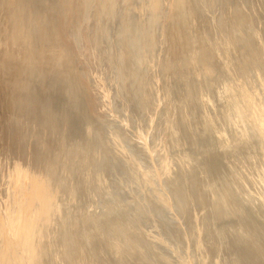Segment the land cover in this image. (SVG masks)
Instances as JSON below:
<instances>
[{"label": "rangeland", "instance_id": "374dc122", "mask_svg": "<svg viewBox=\"0 0 264 264\" xmlns=\"http://www.w3.org/2000/svg\"><path fill=\"white\" fill-rule=\"evenodd\" d=\"M189 1L187 16L160 0L155 21L147 0H89L63 51L88 113L51 125L0 84V264H264V0ZM46 165L71 195L53 214L29 198L15 233L9 190Z\"/></svg>", "mask_w": 264, "mask_h": 264}, {"label": "bare ground", "instance_id": "6f19581e", "mask_svg": "<svg viewBox=\"0 0 264 264\" xmlns=\"http://www.w3.org/2000/svg\"><path fill=\"white\" fill-rule=\"evenodd\" d=\"M57 1L58 21L56 23L54 14L51 11L50 0H0V84L3 86V84L7 82L11 91H7L5 95L8 96L7 100L12 99V105L15 104V107L17 108H29L32 113H35L36 116H39L40 119L44 122L50 123L51 125L53 124L55 116H57L61 121H67L69 116L68 111H70V113H74L72 117L69 116L68 120L73 119L75 115H79L80 110L88 113L85 94L79 91L70 76H68L70 69L65 67L63 51L67 48L68 41L66 38L69 39V35L71 36L72 30L73 35L75 36V29H77V25L74 27V24L77 22L78 16L84 12L89 0ZM147 1L149 3V9L154 16L153 19L156 21L160 12V0ZM137 2L138 0H102L104 6L103 9L105 11H112L117 6L120 13H126L128 7ZM173 6L176 13L184 12L187 16L192 15V11H189V0H174ZM197 18H195L196 21ZM198 31L201 32L200 30ZM199 36L201 35L199 34ZM203 39L204 38L202 37L201 41ZM37 93H41V97H38ZM91 119L93 121L95 120L92 116ZM83 121H85L84 114L73 121L71 124V130L73 133L77 131L78 125ZM136 138L139 142H141L140 145L142 148H149V143L147 141L150 138L149 136ZM40 160L41 157L39 161ZM45 167V170H40L39 172L36 171L38 174L34 171L33 173L30 172V174L25 175L27 188H30L32 196L29 190L25 193V186H23V182H18L19 179H22V174L15 178V184H13L15 188H13V190H9L15 200L18 201L19 206H21L18 212V222H15L14 217L13 220L9 222V224H11V228H13V232L15 233L21 232V226H19V223L21 224V222H23V224H25V221H23L24 216L29 218V214H33L31 222L34 220L35 210H33L31 202H34L38 210L45 211L49 208V206L51 207L57 204L59 200L63 201V199H66L67 196L71 195V190L69 188L70 185H68L67 181L65 183L62 181L64 167L61 166L59 168H55L54 170L48 165ZM17 172H19L18 169ZM36 175H38L37 179H35ZM29 180H31V182H29ZM88 182L89 180L83 177V184H85L86 187L82 188L79 183V179L77 185L78 188L80 187L83 195L86 194L90 197V199H92L94 197L93 191H91ZM9 188H11V186H9ZM25 197L27 198L26 202L22 201ZM29 198H31V202H29ZM72 198L73 196L71 199ZM25 204H27V206H25ZM49 212L53 214V210H47V214H49ZM3 213V218H5V222H7V218H11V214L9 212V216H7L5 212ZM21 216H23V218H21ZM39 216L47 218L45 222L50 221L51 218H53V216H45V212H43V214H41V212H37V220H39ZM60 216L61 212H59V218ZM9 224H3V228H7V232L11 230V228H9ZM115 226L118 227L119 225ZM27 227L29 228L30 224ZM34 228L35 226L33 229ZM104 233L102 232L100 234ZM101 243L103 245L102 248L105 247V257L107 259H112L106 241ZM115 250L116 252L119 251L118 248H115ZM118 253L120 255L121 252ZM116 258V261L118 262L120 256H116ZM134 264L139 263L138 261H134Z\"/></svg>", "mask_w": 264, "mask_h": 264}]
</instances>
